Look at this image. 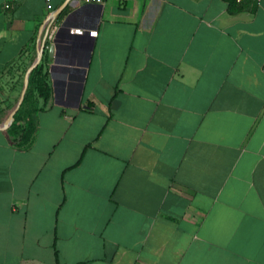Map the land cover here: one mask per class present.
I'll return each mask as SVG.
<instances>
[{"label": "crops", "instance_id": "crops-1", "mask_svg": "<svg viewBox=\"0 0 264 264\" xmlns=\"http://www.w3.org/2000/svg\"><path fill=\"white\" fill-rule=\"evenodd\" d=\"M0 79V264H264V0H0Z\"/></svg>", "mask_w": 264, "mask_h": 264}, {"label": "trees", "instance_id": "trees-1", "mask_svg": "<svg viewBox=\"0 0 264 264\" xmlns=\"http://www.w3.org/2000/svg\"><path fill=\"white\" fill-rule=\"evenodd\" d=\"M47 102L52 94L51 87L47 80V73L43 71V65L38 64L31 72L29 78V88L24 95V99L16 110L13 121L8 127V132L15 145L19 147L27 146L35 133V123L33 113L35 106L31 105L34 92H36Z\"/></svg>", "mask_w": 264, "mask_h": 264}, {"label": "built area", "instance_id": "built-area-1", "mask_svg": "<svg viewBox=\"0 0 264 264\" xmlns=\"http://www.w3.org/2000/svg\"><path fill=\"white\" fill-rule=\"evenodd\" d=\"M52 0H45V2L47 3H51ZM82 3H89V4H103L106 0H78ZM238 2H245V1H253L256 3H260L263 0H237ZM78 31L85 33L87 31V28H78ZM92 33V35H97L98 34V29H93L90 31Z\"/></svg>", "mask_w": 264, "mask_h": 264}, {"label": "rangeland", "instance_id": "rangeland-1", "mask_svg": "<svg viewBox=\"0 0 264 264\" xmlns=\"http://www.w3.org/2000/svg\"><path fill=\"white\" fill-rule=\"evenodd\" d=\"M15 77V76H14ZM11 78H13V76L11 75V77H10V79ZM0 83H3L2 82V79H0ZM5 84H2V88H1V90L2 91H4V92H6L7 94V99H14L15 101L19 98V96H20V92L22 91V88H20V89H15V88H8V87H5L4 86ZM11 86V85H10ZM28 88H29V85L28 86H26V88H24V89H26L25 90V93L27 92V90H28ZM12 105V104H11Z\"/></svg>", "mask_w": 264, "mask_h": 264}, {"label": "water", "instance_id": "water-1", "mask_svg": "<svg viewBox=\"0 0 264 264\" xmlns=\"http://www.w3.org/2000/svg\"><path fill=\"white\" fill-rule=\"evenodd\" d=\"M90 5H93V6H96V7H101V4H93V3H92V4H90ZM98 15H99V14H98ZM61 28H62V27H61ZM61 28H60V30L58 31L57 35L60 34ZM86 32H87L86 34H89V33H88V32H89L88 30H87ZM91 48H92V47H91ZM55 52H56V45L54 44V45H52V46L50 47V55L53 56V55L55 54ZM87 65H88V62L85 63V66H87ZM25 90H26V89H25ZM25 90H24V93L22 94V97H21L20 103L17 105V107L14 109V111H13L12 114H11V122H12V120H13V116H14L16 110L19 108V106L21 105V103H22V101H23V99H24Z\"/></svg>", "mask_w": 264, "mask_h": 264}]
</instances>
